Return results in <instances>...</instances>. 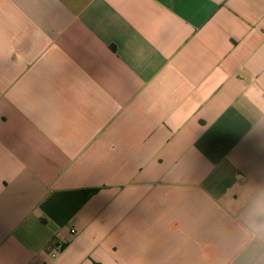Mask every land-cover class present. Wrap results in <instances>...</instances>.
I'll return each instance as SVG.
<instances>
[{
	"label": "crops",
	"instance_id": "0c3cea01",
	"mask_svg": "<svg viewBox=\"0 0 264 264\" xmlns=\"http://www.w3.org/2000/svg\"><path fill=\"white\" fill-rule=\"evenodd\" d=\"M0 264H264V0H0Z\"/></svg>",
	"mask_w": 264,
	"mask_h": 264
},
{
	"label": "built area",
	"instance_id": "2783aa9c",
	"mask_svg": "<svg viewBox=\"0 0 264 264\" xmlns=\"http://www.w3.org/2000/svg\"><path fill=\"white\" fill-rule=\"evenodd\" d=\"M72 234H76V230H72ZM67 242L58 243L52 251V257L55 258L66 246Z\"/></svg>",
	"mask_w": 264,
	"mask_h": 264
}]
</instances>
